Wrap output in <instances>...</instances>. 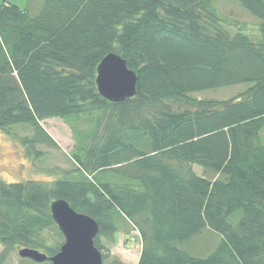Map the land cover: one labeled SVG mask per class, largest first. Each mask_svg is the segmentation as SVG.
Returning <instances> with one entry per match:
<instances>
[{
  "label": "trees",
  "instance_id": "16d2710c",
  "mask_svg": "<svg viewBox=\"0 0 264 264\" xmlns=\"http://www.w3.org/2000/svg\"><path fill=\"white\" fill-rule=\"evenodd\" d=\"M216 1L44 0L36 15L0 1V128L32 125L22 140L41 154L37 144L58 146L42 120L93 123L72 126L71 174L0 177L1 256L56 254L64 235L50 205L63 198L99 223L100 250L102 237L117 241L118 218L133 224L138 264H264V0H237L260 19L259 40L230 32ZM112 52L138 75L136 95L122 102L96 84ZM244 82L252 85L227 99L193 97ZM206 228L220 234L214 249L183 248Z\"/></svg>",
  "mask_w": 264,
  "mask_h": 264
},
{
  "label": "rangeland",
  "instance_id": "374dc122",
  "mask_svg": "<svg viewBox=\"0 0 264 264\" xmlns=\"http://www.w3.org/2000/svg\"><path fill=\"white\" fill-rule=\"evenodd\" d=\"M2 1V0H0ZM23 8H27L30 14L36 15L42 8L44 0H9ZM220 13L225 21V26L230 32L240 29L252 39L261 38L260 19L254 16L237 0H217ZM251 82H244L230 86L201 90L193 93L198 99L216 98L227 99L238 95L249 86ZM179 104H176L177 107ZM174 106V105H173ZM181 108L185 105L181 104ZM106 121H104L105 123ZM41 124L57 142L58 146L49 143L37 144L36 150L23 142L22 136L31 135L33 126L27 123H17L10 127L9 131L0 128V177L6 182L40 180L50 182L56 178L64 177L76 167L72 157L76 146V137L73 127L90 129L92 120L81 118L76 121L63 118H49L41 121ZM104 125V124H103ZM260 137L264 144V127L260 131ZM194 170L199 175H204L203 168L194 164ZM237 218V216H236ZM235 218V219H236ZM119 228L116 242L111 243L108 238L102 237L105 249L103 253L110 256L109 261L119 260L124 264H138L143 239L140 231L129 221L118 218ZM221 237L216 231L206 228L201 234L194 237L186 247L194 255H207L219 243ZM4 246L0 244V264H33L29 259L19 255L17 250H9L4 253Z\"/></svg>",
  "mask_w": 264,
  "mask_h": 264
},
{
  "label": "water",
  "instance_id": "95a60500",
  "mask_svg": "<svg viewBox=\"0 0 264 264\" xmlns=\"http://www.w3.org/2000/svg\"><path fill=\"white\" fill-rule=\"evenodd\" d=\"M137 72L128 67L126 59L117 53L107 54L98 64L96 84L102 97L111 102H122L137 93ZM50 210L64 235L60 250L49 255L32 247H21L18 253L42 263L53 264H103L104 253L95 245L99 223L90 215L79 212L63 198L51 202Z\"/></svg>",
  "mask_w": 264,
  "mask_h": 264
}]
</instances>
